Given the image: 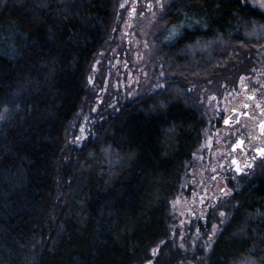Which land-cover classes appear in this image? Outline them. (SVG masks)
I'll list each match as a JSON object with an SVG mask.
<instances>
[{
    "label": "trees",
    "instance_id": "trees-1",
    "mask_svg": "<svg viewBox=\"0 0 264 264\" xmlns=\"http://www.w3.org/2000/svg\"><path fill=\"white\" fill-rule=\"evenodd\" d=\"M117 11L118 0H0V264H144L159 243L154 264L179 260L162 243L168 203L204 126L186 84L249 65L264 13L243 0L169 4L164 20L183 34L162 45L170 85L105 113L72 148L68 123ZM242 180L196 264H264V172Z\"/></svg>",
    "mask_w": 264,
    "mask_h": 264
},
{
    "label": "rangeland",
    "instance_id": "rangeland-1",
    "mask_svg": "<svg viewBox=\"0 0 264 264\" xmlns=\"http://www.w3.org/2000/svg\"><path fill=\"white\" fill-rule=\"evenodd\" d=\"M174 1L177 0H163L165 7L161 11L156 0H118L115 25L92 59L85 97L68 123L70 147L79 148L93 136L105 113L116 111L126 100L155 94L170 85L171 63L162 45L169 42L165 37L173 28L179 30L178 24H167L164 20L166 7ZM243 2L264 13V0ZM204 45V42H196L189 47L199 50ZM248 53L251 62L245 68L233 72L228 68V72L220 76L186 84L201 111L204 126L197 146L183 163L177 188L169 198L167 234L163 243L179 256L175 264H196L206 259L217 234L230 217L234 205L231 206V197L245 182L234 178L228 183L226 170L219 166L222 150L229 141L228 132L237 131L243 122L255 120L257 102L251 101L248 93L264 97V42ZM244 84L248 85L246 89ZM244 102L250 103L252 117H242L239 127L224 125L223 115L232 107L244 111ZM78 136L82 139L76 141ZM261 172H264V160L243 179ZM221 189L229 194L224 195ZM221 212L223 217L219 215ZM160 245L150 250L152 264ZM153 249H158L155 256L151 254Z\"/></svg>",
    "mask_w": 264,
    "mask_h": 264
},
{
    "label": "flooded vegetation",
    "instance_id": "flooded-vegetation-1",
    "mask_svg": "<svg viewBox=\"0 0 264 264\" xmlns=\"http://www.w3.org/2000/svg\"><path fill=\"white\" fill-rule=\"evenodd\" d=\"M245 85L247 84H244V86ZM244 89L246 88L244 87ZM248 97L251 101L255 99L257 105L260 106L256 107V115L253 116L255 117V120L251 123L243 122L240 125L242 117H252V110L249 102H244V111L232 107L228 114L223 115L224 119L231 118V122L227 126L239 127L240 125V128L237 131L228 132L229 141L221 154L222 157L219 167L220 169L226 170V180L228 183L232 182L234 178L243 179L249 176L250 171L256 168V166L264 160V156H261L260 151H258L264 150V133L260 130L261 121H264V111H262V109H264V97L262 94L257 93H248ZM252 97H254V99ZM245 105H248L249 107H245ZM233 109L236 111L233 112ZM244 113H247V115H244ZM233 160L237 161V164L242 169V173L236 172L235 169L237 165L232 163ZM247 164H251L252 167H245Z\"/></svg>",
    "mask_w": 264,
    "mask_h": 264
},
{
    "label": "snow or ice",
    "instance_id": "snow-or-ice-1",
    "mask_svg": "<svg viewBox=\"0 0 264 264\" xmlns=\"http://www.w3.org/2000/svg\"><path fill=\"white\" fill-rule=\"evenodd\" d=\"M151 6V5H150ZM156 6L161 10V11H163V9H164V7H165V4H164V2H163V0H156ZM262 6H264V5H262ZM121 7H123V5H121ZM197 23H199V22H197ZM192 25H187V27H191ZM183 27V26H182ZM261 28H264V25H261L260 26ZM182 32L181 31H178L177 29H175V28H173L170 32H169V35L168 36H166L165 37V39L166 40H169V41H179V39H181L182 38ZM243 79V78H242ZM157 87H163L162 85H157ZM245 88H247V85H245L244 86ZM253 99H254V97H252ZM161 106H163V104L161 105ZM245 107H249L248 105H245ZM257 107H260L259 105H257ZM5 111H7V109H5ZM236 110L235 109H233V112H235ZM262 111H264V109H262ZM244 115H247V113H244ZM3 117H0V119H2ZM230 122H231V118H225L224 120H223V123L225 124V125H229L230 124ZM260 130H261V132L262 133H264V121H261V124H260ZM83 131H84V129L83 128H81V133H83ZM169 131H171V129L169 130ZM80 139H82V136H78V137H76V141H79ZM242 143V142H241ZM234 148H235V146H234ZM258 151H260V154H261V156H264V150H258ZM255 159V158H254ZM232 163L233 164H235V165H237V167H236V172L237 173H242V169L239 167V165L237 164V161H235V160H233L232 161ZM245 167H247V168H250V167H252V165L251 164H247V165H245ZM213 179H215L214 177H213ZM221 192L224 194V195H228L229 194V192H227V191H225V189H221ZM219 215L220 216H224V213L223 212H221V213H219ZM213 229L215 230L216 229V226L214 225L213 226ZM163 243V242H162ZM157 251H158V249H153V251H152V255L153 256H155L156 255V253H157ZM147 264H152V260H148V262H147Z\"/></svg>",
    "mask_w": 264,
    "mask_h": 264
}]
</instances>
